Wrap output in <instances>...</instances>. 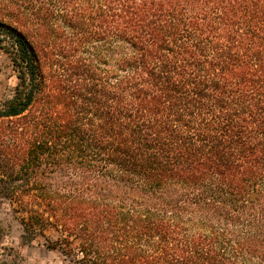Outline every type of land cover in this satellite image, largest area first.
<instances>
[{"label": "trees", "instance_id": "1", "mask_svg": "<svg viewBox=\"0 0 264 264\" xmlns=\"http://www.w3.org/2000/svg\"><path fill=\"white\" fill-rule=\"evenodd\" d=\"M0 206L73 264H264V0H0Z\"/></svg>", "mask_w": 264, "mask_h": 264}, {"label": "rangeland", "instance_id": "2", "mask_svg": "<svg viewBox=\"0 0 264 264\" xmlns=\"http://www.w3.org/2000/svg\"><path fill=\"white\" fill-rule=\"evenodd\" d=\"M16 83L12 62L0 47V101L11 95ZM23 235L9 205L0 206V264H73L60 250L48 247V240L59 236L53 227L39 233L31 244H23Z\"/></svg>", "mask_w": 264, "mask_h": 264}]
</instances>
